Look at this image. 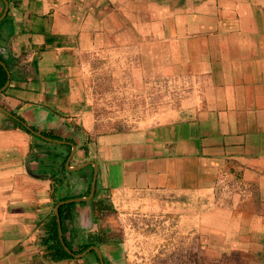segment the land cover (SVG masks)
<instances>
[{
    "label": "crops",
    "instance_id": "obj_1",
    "mask_svg": "<svg viewBox=\"0 0 264 264\" xmlns=\"http://www.w3.org/2000/svg\"><path fill=\"white\" fill-rule=\"evenodd\" d=\"M0 65V264H97L46 258L53 219L117 264L125 216L176 263L264 264V0H0ZM113 78L158 121L103 122Z\"/></svg>",
    "mask_w": 264,
    "mask_h": 264
},
{
    "label": "rangeland",
    "instance_id": "obj_2",
    "mask_svg": "<svg viewBox=\"0 0 264 264\" xmlns=\"http://www.w3.org/2000/svg\"><path fill=\"white\" fill-rule=\"evenodd\" d=\"M110 61L103 60V75L97 73L96 80L102 79L101 81H103L106 78V73L110 75ZM123 62L124 68L127 67L129 63L125 56H123ZM130 77L132 78L131 74H129L128 79H131ZM138 80L141 81V79ZM92 91L94 97H96V110L101 113L103 122H107L113 125V127L127 128L143 122L154 123L158 121L154 119L158 112H160L158 108L166 104V102L147 104V98L132 97L131 94L129 95L127 91L122 89L116 78L111 79L109 83L102 82L100 87L96 84V87H92ZM160 97L162 98V96ZM143 100L146 101L142 103ZM167 102L170 105L172 104V101ZM122 219H124V222L121 224L120 235H122V239L124 240L122 244L125 248L127 264H205L204 260H199L198 263L193 261L192 257L196 252L190 248L183 251L182 263H176L174 260L164 258L163 255H173L175 251L171 250L172 254L159 249L160 246L162 247V241L161 239L159 240V227L157 221L154 219L135 216H125ZM91 256L93 255H87V257Z\"/></svg>",
    "mask_w": 264,
    "mask_h": 264
},
{
    "label": "trees",
    "instance_id": "obj_3",
    "mask_svg": "<svg viewBox=\"0 0 264 264\" xmlns=\"http://www.w3.org/2000/svg\"><path fill=\"white\" fill-rule=\"evenodd\" d=\"M6 80V72L0 65V89L4 86ZM43 245L46 249V258H48V260L52 261L53 263H59L74 259V256L67 253L63 247V244L60 242L57 223L55 222V219H53V223L51 224L49 237L48 239L43 241ZM66 246L73 254H80L89 247V245H84L76 250L75 248L68 246L67 244Z\"/></svg>",
    "mask_w": 264,
    "mask_h": 264
},
{
    "label": "flooded vegetation",
    "instance_id": "obj_4",
    "mask_svg": "<svg viewBox=\"0 0 264 264\" xmlns=\"http://www.w3.org/2000/svg\"><path fill=\"white\" fill-rule=\"evenodd\" d=\"M94 243L97 244L98 247L97 246H93V243L87 244V245H89V247L85 251L80 253V254H83V253H85L88 250H90V251L88 253H86L82 258H87V255L92 254L93 256H91V258L94 259L95 262H97V264L98 263L99 264H106V258L102 254L103 253L102 252V248H103V246L110 244V241H108L105 237L104 238L103 237H98V238H96V241ZM101 246H102V248H101ZM122 246H123V244H122ZM94 248H96L97 251ZM122 250H124V252L120 251L119 253L115 254V257H117V254H118L120 256V258H122V259H120L117 262V264H127V259H126L124 246H123ZM100 254H102L101 258H100Z\"/></svg>",
    "mask_w": 264,
    "mask_h": 264
},
{
    "label": "water",
    "instance_id": "obj_5",
    "mask_svg": "<svg viewBox=\"0 0 264 264\" xmlns=\"http://www.w3.org/2000/svg\"><path fill=\"white\" fill-rule=\"evenodd\" d=\"M0 92H1V90H0ZM28 130H30L31 131V129L30 128H27ZM64 248H65V250H66V252L67 253H69L70 255L72 254L73 255V253L66 247V246H64ZM96 251H97V249L96 248H94ZM90 250H88V251H86L85 253H83V254H80V255H78L77 257L78 258H82L86 253H88Z\"/></svg>",
    "mask_w": 264,
    "mask_h": 264
}]
</instances>
